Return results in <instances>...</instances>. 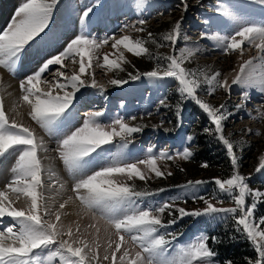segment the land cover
<instances>
[{
    "label": "snow or ice",
    "instance_id": "1",
    "mask_svg": "<svg viewBox=\"0 0 264 264\" xmlns=\"http://www.w3.org/2000/svg\"><path fill=\"white\" fill-rule=\"evenodd\" d=\"M199 2L196 0V3ZM246 2L264 7V0ZM58 3L59 0H26L16 9L8 27L0 32V66L15 73L25 49L37 42L38 38L43 39L41 34L48 29ZM93 7H87L82 12L80 33L64 50L44 59L19 85L24 93L21 99L30 107L31 119L50 135L62 133L57 151L75 183L72 186L74 195L59 203L58 207L54 197H49L45 190L44 172H48L49 179L55 173L51 168L45 169L39 155L41 151L47 152L43 138L37 137L24 124L10 119L0 98V158L15 156L11 168L12 178L5 184V189L0 190V264H233L231 260H218V252L209 245V240L212 244L222 243L218 236L210 237L202 232L189 242L176 243L183 233L170 231V228L185 217H205L209 222L231 221L233 232L245 237L256 254L255 259L246 258V264H264V216L257 217L255 214L258 206L264 204V191L252 189L248 183L251 176L246 177L240 172L234 142L225 134L223 121L231 115L223 111L226 105L213 106L198 95L200 91L214 95L218 89L230 94L233 85L239 86L243 91L241 104L236 105L237 108L250 100L249 90L264 95V19H246L236 14L230 6H221L217 11L231 22L229 30L225 34H202L211 39L224 54L239 51L243 56L245 45L254 46L261 53L258 57L243 61L229 83L227 77L221 79L219 71L209 75L205 71L184 66L185 61L199 48H176L183 16L162 36V41L172 46L174 54L160 56L154 55L145 46L149 41L156 43L151 32H148L147 39H133L128 35L117 38L115 34L103 39L92 38L88 29ZM188 8L187 0H181L180 10L186 13ZM138 23L144 25L146 21L141 19ZM128 27L135 28L125 26ZM135 30L143 32L145 29L140 27ZM123 31L124 28L121 29ZM110 41L118 55L111 59L110 54H105L100 67H106L109 71H124L123 65L129 61L123 50L136 57L155 59L157 63L152 70L143 73L137 71L135 75L129 72L126 79L115 78L109 83L123 86L142 78L157 83L173 80L177 84L180 100L193 101L214 125L213 129L205 128L203 131L222 142L229 154L231 171L226 178L189 180L178 186L183 189V195H177L172 201L159 206L149 204L142 207L143 198L154 193L147 189L138 190L135 183L128 184L118 177L146 181L151 173L156 177L171 176V172L165 173L160 169L158 161H174L177 158L190 160L194 153L189 147L176 152H157L154 147H149L144 158L131 160L126 150L133 142L134 134L143 132L147 125L130 124L121 116L109 118L105 123L104 109L88 112L79 127L62 132L78 115L76 105L80 100L77 93H81V89L91 87L107 99V89L98 85L95 73L88 70L92 69L94 62L99 61V50ZM163 46L164 43L158 45ZM69 60L74 65L77 62L79 64V70L73 71L71 75L61 70L67 68L65 61ZM45 74L54 77L58 74L59 77L48 91L41 87L42 83H51L44 79ZM86 76L91 77L90 81L85 79ZM159 104L168 107L165 99H161ZM120 106L123 107V103ZM182 111V103H178L175 106L177 128L182 126ZM258 118L264 119V111L259 112ZM129 119L135 121L136 117ZM163 124L161 121L153 127L163 128ZM163 130L168 132L174 129ZM186 139L191 143L195 137L189 135ZM113 148L116 149L114 154ZM106 154L111 155L106 158ZM141 165L145 166L147 172ZM201 166L209 167L207 163ZM255 172L264 173V155L259 157ZM209 183L216 186L211 200L198 195L196 191L201 185ZM60 188H63L62 184ZM21 196L25 198V206L17 207ZM186 197H190L194 203L203 202L204 207L189 210L176 206V201L183 200L186 203ZM225 198L233 206H222ZM50 199L53 201L51 204ZM75 201H79L78 216L91 214L97 223L103 221L107 225V246L103 256L99 252L101 242L98 238H87L78 222H75V227L74 223L64 222L63 217L68 213L63 210ZM165 213L170 217L167 222L163 219ZM95 231L98 237L100 228L96 227Z\"/></svg>",
    "mask_w": 264,
    "mask_h": 264
},
{
    "label": "rangeland",
    "instance_id": "2",
    "mask_svg": "<svg viewBox=\"0 0 264 264\" xmlns=\"http://www.w3.org/2000/svg\"><path fill=\"white\" fill-rule=\"evenodd\" d=\"M211 1L212 0H200L199 3H196V0H187L189 8L185 13L180 10L181 0H59V3L49 23L48 29L45 30V33L41 34L43 39L38 38L36 42L40 47H44V49H28L22 60L20 71L22 73L24 70L22 68L30 67L28 64L29 62L32 63L31 55L40 54L38 55L39 58V56L41 57L42 54H47L37 61V66L41 60H43L48 55L51 56L63 51L64 47H66L67 44L80 33V17L82 12L87 7L94 6L93 13L90 14L91 23L88 29L92 38L103 39L105 37H100V34L97 33L102 30L101 26L104 24H101L100 19L99 25H97L98 15L94 19L93 16L99 13L102 14V12L108 15V10H110L109 12L112 11L110 14L115 16L114 19L117 20L119 18V21L122 22H120L122 24L121 29L124 28L123 32L115 34L117 38H120L122 35H128L133 39H147L148 32H151L156 38V43L149 41L145 46L149 48L151 53L160 56L174 54V49L168 42L162 41V36L169 32L174 23L179 20L181 16H183L184 19L181 27V35L176 48L179 49L185 46L189 48H199L198 52H196L189 60L185 61L184 66L188 69L205 71L209 75L219 71L221 73V79L227 77L230 83L236 72H238L239 65L243 63V61L258 57L261 55V53L254 46L245 45L243 56L240 55L239 51L224 54L220 49L215 47V44L211 39L205 38L202 36V34L211 35L216 32L225 34L229 30V25L231 22L228 21L227 18L223 17L220 11H217V9L221 6H230L233 11L236 12V14L246 19L255 21L264 19V7L254 3H247L246 0H215V4H213ZM5 2H7V0H0V13L4 6H6L2 5ZM24 2H26V0H17V2L13 3L14 5L11 7L12 9H10L11 11L4 21L5 23L9 16H11L7 21V27L10 24L16 9ZM167 3H169L168 5H171L170 8L166 5ZM9 6L11 5L8 4L7 7L9 8ZM165 9H168V11H165ZM62 16L71 17L75 20L78 26V32L75 36L71 37L76 33L77 28H75V30L72 32L71 26L69 27L66 25H61L60 33L58 36H56L57 33L53 30L52 26L54 24L68 20ZM121 16L122 18L120 20ZM141 19L146 21L144 25H140L138 23V21ZM200 19H203V22H200ZM93 20L94 22H92ZM204 21H208V23H204ZM163 22H166L167 24H160ZM0 23H2V21ZM95 23L96 25L93 26ZM159 24L160 26L162 25V29L155 30L154 28L159 27ZM126 25L135 26V28L143 27L145 30L143 32H139L133 27L125 28ZM2 27L3 24L0 25V28ZM92 30L96 33L92 32ZM64 37L67 38L62 39ZM185 37H187V39H185ZM161 43H164L165 46L158 47V45ZM123 51L125 57L129 61V63L123 65L124 71H109L106 67L99 66L103 64V56L105 54H110V58L115 59L118 53H116V50L111 47V41L108 45H105L99 50V61L94 62L92 69H89L88 71L94 72L98 85H103L107 89L105 93L107 99L100 96L98 93L91 94L89 98L94 96L95 98H98V100L96 101L97 108H92L93 105L90 106V104L87 105L90 109L89 111H98L104 109L105 117L103 118V122L105 123L109 121V118L121 116L126 122L130 124L147 125L143 132L134 134L132 138L133 142L126 150L128 158L131 160L144 158L146 155V150L149 147H154L157 152L161 150L176 152L178 150H182L184 147H189L190 150L193 151L194 155L190 160H182L177 158L174 161H158V166L160 169L165 173L171 172V176L166 175L165 177H156L154 173H151L150 178H148L146 181H141L138 178L128 180L126 177H118V179L121 181H126L128 184L135 183L138 190L147 189L153 192V196L143 198V203L141 206L146 207L150 204L155 207L172 201L177 195H183V189L178 186L186 184L189 180L211 181L214 177H219L222 179L226 178L231 171L229 154L227 153L222 142H219L213 135L203 131L205 128H209L210 130L213 129L214 125L211 124L206 113H204L203 110L200 109L199 106H197L193 101L180 100L179 93L176 90L177 84L173 80L168 79L166 81L157 83L150 81L147 78H142L138 81H129L128 84L123 86H114L109 83L110 80L115 78L126 79L129 72L135 75L137 71L143 73L145 71L152 70L157 63L155 59H149L147 56L136 57L133 54L128 53L126 50ZM113 53H115V55H111ZM65 64L67 65V68L61 70L66 71L68 75H71L73 71L79 70L78 62L74 65L69 60L65 61ZM36 66L31 70L27 69L29 71L22 73L18 78L22 79V77H24L26 74L32 72ZM53 67L56 68L59 66ZM5 72L6 71L0 67V98L3 99L5 112L8 114L6 102L1 91L2 82L7 79L6 77H9V74L7 75ZM45 75V77L49 76L47 79H45L51 81V83H46V85L41 84V87L44 89V91H48L50 87L55 84V79H58L59 77L58 74L55 77L48 74ZM20 79H16L17 82ZM85 79L90 81L91 77L86 76ZM90 90L92 92L93 90L96 91V89L88 87L81 89V93H77V97L80 102L83 97H86L87 92ZM242 91L243 90L239 86L233 85L230 94L222 89H218L214 95H207L204 91L198 92V95L213 106L219 107L221 104L226 105V108L223 111L226 113H231V115H228L227 119L223 121L225 134L231 141L234 142L235 151L239 158L240 172L246 177L249 175L251 176V179L248 181V183L252 189L264 191V173L257 174L255 172V168L259 163V157L264 155V119L258 118L259 112L264 111V95H261V93L256 90H249L250 100L247 101L244 106L237 108L236 105L241 104L242 101ZM21 98L17 99L13 106V110L15 113L17 111L18 114L22 116L23 120L21 121H24L23 124L25 126L32 129L37 137L43 138L47 152L41 151L39 155L41 156L45 169L47 168L44 159L45 157H48L47 153L49 151H53V153L55 152L54 157L56 161L60 162L63 167H66L57 151L60 140L62 139V133L50 135L44 131L35 121L31 119L29 116L30 111H28L30 110V107L27 104L23 105V103H21L23 102ZM161 99L166 100L168 107H162L159 104ZM121 103H123V107L120 106ZM178 103H182L183 122L182 126L177 128L175 106ZM147 105L148 108L146 107ZM20 106L25 112L27 111L25 116L22 115L21 111H18ZM76 107L77 109L79 108L78 104ZM86 114L74 118L72 122L62 129V132H67L71 129H74L75 127H79L83 123V119L85 118ZM132 116L136 117L135 121L129 119ZM161 121L164 122L163 128L153 127L154 125H159ZM164 128L174 130L165 132L163 130ZM257 132L260 134L257 135ZM189 135L195 137L191 143H189L186 139V137ZM43 136L53 141L56 144V149H53V144L51 143L52 145H50V143ZM168 145L170 146L163 148V146ZM199 149H203L204 154L210 156L208 158L209 163L207 161H202L203 158L201 155H199L200 153H198ZM115 151L116 149L113 148L112 153L114 154ZM109 155L111 154H106V158ZM14 160L15 156H13V158L10 157L7 159V168L9 169L6 171L4 170V167L0 168V180L2 181H0L1 190L5 189V181L12 177L10 169L14 165ZM192 162H195L199 169L204 170V172L197 176H189V169L187 171L186 167ZM204 163H207L209 167H202L201 165ZM0 166H2L1 162ZM141 168L147 172L145 166L141 165ZM66 170L68 169L65 168L63 171L66 174L64 175L66 180L74 181L72 173L67 172ZM177 174H183L184 177L179 181L169 180ZM181 176L182 175H180L179 178ZM43 178L45 181L46 194L49 197H52L53 194L50 193L51 189L60 187L58 186L60 185L58 182L59 176H56L55 174L51 179H49V174L47 171H45ZM72 186H67V190L72 192ZM159 189H164V191L160 192L158 191ZM215 189L216 186L213 183H209L206 185H201L198 189H196V191L198 195H203L211 200ZM24 200L25 198L21 196V200L17 202L16 206L24 207ZM186 200V203L183 200L176 201V206L184 207L189 210L204 207L203 202L194 203L190 197H186ZM77 202L79 204V201ZM212 202L216 203L215 200H212ZM57 204L59 205V203ZM57 204L55 203L56 207H58ZM222 206L229 207L233 206V204L230 200L225 198L224 204ZM255 214L257 217L264 216V204H260L258 206ZM163 219L165 222H167L170 217L167 215V213H165ZM79 221V219L76 220V222H78L80 225L81 231L86 233L87 238H98L100 240L101 248L99 252L100 255L103 256L104 249L107 246V225L103 221H99L97 223L95 220H93L91 214H88L81 222ZM221 222L222 221L209 222L205 217H185L176 225L171 226L170 231L183 233V235L179 236V239L176 242L183 244L193 240L202 232L210 236V232L216 231L217 226ZM90 225H94V227H89ZM96 227L100 228L98 237L95 231ZM113 239H115V236H113ZM103 264H108V262H103Z\"/></svg>",
    "mask_w": 264,
    "mask_h": 264
},
{
    "label": "bare ground",
    "instance_id": "3",
    "mask_svg": "<svg viewBox=\"0 0 264 264\" xmlns=\"http://www.w3.org/2000/svg\"><path fill=\"white\" fill-rule=\"evenodd\" d=\"M15 1L16 0H7V2L2 4V5H6V6H4L3 10L0 13V22L1 21L3 22L8 17L9 12L11 11L10 9H12L11 7H12V5H13V3ZM8 4L11 5V6H9V8L7 7ZM109 15H110L109 16V20H110L111 23H114V22L120 23L121 22V21H119V18L116 20V19H114L115 16H112V14H109ZM102 17H103V15H101V18ZM101 18L100 17L97 18L98 19L97 25H99V21H100ZM121 18H122V16L120 17V20H121ZM101 24H104L102 26L100 25L101 27H106L107 26V23L104 21V19L103 20L101 19ZM102 31H103V29L101 31L97 32V33H100V32L102 33ZM38 55H40V54L31 55V62L32 63H30L28 61L29 62L28 66H30V67L29 68H25L24 67L22 69H24V70L30 69L35 64L36 60H38L40 58V56L38 58ZM6 78L7 79H5L4 82H2L1 91H2V94H3L5 102H6V107H7V111H8L7 115L10 117V119H15V120H17L18 123H22L23 124L24 121H21V120H23L22 116L19 115L17 111H16V113H17L16 114L15 111L13 110V106H14L15 102L17 101V99L21 98L23 96V94H24V93H22V91L20 90V87H19L20 81L17 82L16 79H12V78H9V77H6ZM21 103H23V105L26 104L25 102H21ZM92 107L96 108V105H93ZM18 111H21L23 116H25V114H27V111L25 112L22 109L21 106H20V109ZM28 111H30V110H28ZM88 112H89V108H88V106H86V109L80 110L78 112V115L81 116L82 114H86ZM47 156L48 157H45V159H44L46 168L47 169L51 168L52 171L55 172L56 176H59V180H58L59 184L63 185V188L58 187V188L51 189L50 193L53 194L52 197H54V202L56 204L57 203H62L65 200H67V198L69 196H73V193L70 190H67L68 189L67 186H72L74 181L66 180V178L64 177V175H66V174L63 172L65 169L61 166V164L58 161H56L53 151H49L47 153ZM60 185H58V186H60ZM49 203L51 204V203H53V201L50 199ZM79 207L80 206H79L77 201L70 202L67 205V207L63 210V211L68 213L67 216L63 217V220H64L65 223H70V222L71 223H75L77 219H79L80 220L79 222H81L82 220L85 219L86 216H84V215L78 216L76 214L79 211Z\"/></svg>",
    "mask_w": 264,
    "mask_h": 264
},
{
    "label": "trees",
    "instance_id": "4",
    "mask_svg": "<svg viewBox=\"0 0 264 264\" xmlns=\"http://www.w3.org/2000/svg\"><path fill=\"white\" fill-rule=\"evenodd\" d=\"M162 25H166V22L160 23ZM159 27L154 28L156 29H162V25ZM200 135V134H199ZM198 153L199 155L202 156V161H207L208 158L210 157L207 154H204L203 149H199ZM209 163V162H208ZM191 165V168H190ZM188 173L190 174L189 176H197L204 172V170L199 169L198 165L195 162L189 163L186 167ZM182 175L180 178L179 176ZM176 175L173 178H170V181H176L180 180L183 178V174ZM218 236L221 238L222 243L219 244H212L211 240H209V245L218 252V257L217 259L223 262L224 260H231L233 264H246V258H251L255 259V252L250 244V242L243 236L234 233L232 230V223L229 221L228 223L221 222L217 226L216 231L210 232V237ZM230 236H235V239H229Z\"/></svg>",
    "mask_w": 264,
    "mask_h": 264
}]
</instances>
